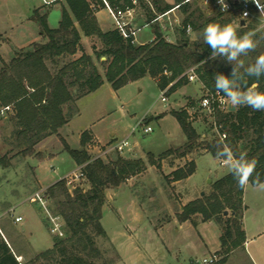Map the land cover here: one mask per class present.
<instances>
[{"label": "trees", "instance_id": "16d2710c", "mask_svg": "<svg viewBox=\"0 0 264 264\" xmlns=\"http://www.w3.org/2000/svg\"><path fill=\"white\" fill-rule=\"evenodd\" d=\"M105 1L112 7L133 6L131 0ZM64 2L59 25L55 28L48 25L46 14L40 16L35 10L33 18L39 23L40 34L46 41L32 43L28 48L18 50L0 69V108L11 106L14 126L10 149L18 150L22 158L37 154L36 145L50 135L57 134L59 128L77 114L76 102L96 91L105 80L117 89L150 76L156 79L161 90L170 85L169 90L173 91L188 81L186 72L194 66L198 81L212 91L216 90L217 78L223 76L233 81L232 87L236 90L246 81L245 87L255 84L257 91L264 92V76H248L256 58L264 55V28L256 29L253 23L241 24L235 13L226 15L218 21V25L238 24V37L249 31L254 32L252 39L256 49L230 60L226 53L217 52L213 57L215 50L205 40L199 44L190 43L186 29L189 26L193 29L200 27L202 24L198 17L203 16L197 5L189 12L190 2L176 0L175 4L161 5V0H153L158 12H153L144 3L147 24L175 6L186 13L175 42L168 41L160 29L154 26L155 38L144 44H136L132 38H125L117 28L103 30L100 27L95 9L104 7V0ZM220 15L218 13L217 17ZM216 18L206 20L213 19L216 22ZM82 35L97 37L101 42V48L94 47V54L98 60L105 57L102 60L105 66L103 74L91 54L84 51L76 58L65 60L82 50ZM170 113L180 122L186 141L181 146L165 150L156 159L150 153V164L160 167L166 157L188 158L198 149L210 152L216 158L229 160L225 153L230 151L234 163L237 158L240 163L246 162V159L256 160V170L249 184L256 186L264 182V111L253 110L248 106L234 110L218 109L209 138L199 135L188 120L186 109L172 110ZM221 134H225V137L221 138ZM64 150L78 165H83L81 170L89 184L86 190L79 185L71 190L66 180L61 178L45 190L46 196L53 201L55 214L64 221V235L55 236L50 248L36 251L29 257L32 247L22 234L10 242L8 237L12 238L13 233L9 232L5 237L10 245L0 234V264L112 263L110 260L96 261L101 258V251L94 238L106 236L101 223L106 189H117L123 182L138 175L145 169L146 162L141 158L127 159L121 156L107 162L101 158L91 159L84 148L72 149L67 143ZM0 161L6 165L4 157ZM195 170V159H191L172 170L168 178L172 182L180 181L191 176ZM234 175L233 169L217 179L209 193L190 200L178 214L181 222L191 220L194 215L200 216L201 221L219 222L224 212L230 210L220 236L223 257L218 260L219 264H224L229 253L246 239L243 228L245 187L238 186ZM17 257L25 260L19 261Z\"/></svg>", "mask_w": 264, "mask_h": 264}, {"label": "rangeland", "instance_id": "374dc122", "mask_svg": "<svg viewBox=\"0 0 264 264\" xmlns=\"http://www.w3.org/2000/svg\"><path fill=\"white\" fill-rule=\"evenodd\" d=\"M46 1L0 0V69L10 60L14 51L28 48L31 44H26L27 42L40 41L42 36L39 33V23L33 18L35 10H38L40 16L47 15V22L51 28L58 26L65 2L49 0L54 2L49 5ZM131 2L132 17L127 20L132 28H140L134 43H136L135 39L140 42L151 38L154 34L152 31L154 26L160 29L168 41H176L186 13L175 6L147 24L143 4L149 5L153 12H158L153 0H131ZM175 3L176 0H161L160 4ZM190 3L189 12L196 5L200 8L203 16H199L198 19L202 25L197 29L189 26L186 29V37L189 38L190 43L199 44L204 41L205 27L209 24H218V21L224 19L226 15L217 17L218 12L213 6L203 7L199 1ZM213 17H217L216 22L213 19L206 20ZM97 18L105 29L115 28L108 9L102 8L97 13ZM227 25H231L236 32L239 28L238 24ZM81 44L82 50L65 60L76 58L84 51L91 54L103 74L105 66L102 60L105 57L98 60L94 54V47L99 49L102 46L99 39L84 37ZM48 64L51 66L50 63ZM202 95L201 83L198 80H188L173 91L168 88L165 93L167 100L163 101L162 90L156 79L145 76L117 89L105 80L96 91L76 102L78 112L66 128L69 134L68 141L72 147L80 145L91 159L101 158L107 162L121 156L127 159L141 158L146 162L145 169L138 175L129 178L117 189H106L101 219L106 236L94 237L101 251V258L96 259L97 262L110 260L111 264H188L189 259H194V264H201L198 260L211 254L213 237L217 235L216 231H220L218 225L211 222L196 228L190 223H181L178 214L183 202L200 196V191L209 193L218 178L233 170L234 161L216 158L203 149L196 150L188 158L166 157L160 167L150 164L148 160L150 153L156 159L165 150L181 146L186 141L180 122L170 113L172 110L186 109L188 120L199 135L210 137L213 119L209 113L197 108ZM65 110L67 111L66 108ZM11 115L9 112L6 117H0V158L4 157L6 161V165L0 161V228L4 236L9 232L13 233L12 238L8 237L10 242L22 234L25 238L29 236L36 250H45L54 244L56 238L50 231L52 221L40 204L31 201L30 198L38 191H45L47 185L59 178L77 173L83 165L69 161V157H66L68 155L64 156L68 159L64 161L60 157L43 159V154L67 153L64 150L65 139L61 134H52L36 145L37 154L20 157L18 150L10 149L9 142L14 128ZM139 122L143 123L139 125ZM144 126H148L149 132L143 131ZM81 131L84 132L78 143ZM111 133H114V136H110ZM93 134L101 141L106 140L100 142L93 137ZM123 139H127L130 145L122 152L113 150V145ZM191 159H195L196 171L190 180L172 183L168 178L170 172L185 165ZM77 185L85 190L89 188L84 177L68 186L72 190ZM262 187L264 183L256 186L249 184L245 187L243 223L247 242L246 245L242 244L234 248L224 264H253L252 262L264 264V188ZM47 206L50 213L56 215L51 199L47 202ZM13 207L14 210L10 212ZM227 212L219 222L214 220L220 224L222 233L227 216L230 215V210ZM18 215L22 216V220L14 222L12 217ZM194 220L197 222L201 218L196 216ZM60 221L64 232V221L62 218ZM197 232L205 235L209 243L208 247L184 250L183 242L187 238L198 236ZM34 253L32 249L28 254L29 257ZM217 253L220 258L223 257L221 249ZM214 264H219V261Z\"/></svg>", "mask_w": 264, "mask_h": 264}, {"label": "built area", "instance_id": "2783aa9c", "mask_svg": "<svg viewBox=\"0 0 264 264\" xmlns=\"http://www.w3.org/2000/svg\"><path fill=\"white\" fill-rule=\"evenodd\" d=\"M186 2L192 1H199L200 5L203 7L213 6V8L221 15H230L235 13L237 15V21L244 25L253 23L256 24V29L264 28V15H261V8L257 6L255 0H224V4L227 5V8L224 9L223 6L219 3V0H184ZM105 6L108 9L114 24L115 28L125 37V38H134L137 34V31L140 28H132L130 22L127 20L132 17L133 8L132 7H112L110 6L105 0ZM260 5L264 6V0H259ZM247 13V15L245 14ZM147 25V24H146ZM186 75L189 81H196L198 77L195 72V67H191L187 70ZM203 95L201 96L197 108L203 110L210 114L212 119L214 120V115L218 109L220 110H231L230 104L222 92L218 93L216 90L212 91L202 85ZM169 88V86H167ZM162 90V97L163 101L167 100L165 93L167 92L168 88ZM195 107V106H194ZM11 112V106H3L0 108V117H6L7 114ZM212 120V125H213ZM143 122H139L141 125ZM215 126L216 123L214 122ZM143 131L145 133L149 132L148 126L143 127ZM225 134H221V138H224ZM130 145L127 139L120 140L116 142L112 149L122 152L126 147ZM83 172L81 168L77 173L65 175L64 179L66 180L67 185L72 184L75 180H79L83 178ZM31 201L38 202L43 210H45L48 218L52 221V227L50 229L51 233L55 236L62 237L64 235L63 230L61 229V221L60 216L52 215L48 209L47 202L49 198L46 196L45 191H38L33 196H31ZM28 204V203H27ZM14 207L11 208L9 211L12 212ZM12 215V214H11ZM14 222H20L22 220V216H14L12 217ZM0 234L6 240L1 228ZM7 242V241H6ZM19 261H22V257H17ZM220 259V256L217 252L212 253L207 257H203L201 260H198L201 264H214Z\"/></svg>", "mask_w": 264, "mask_h": 264}, {"label": "clouds", "instance_id": "9594fccd", "mask_svg": "<svg viewBox=\"0 0 264 264\" xmlns=\"http://www.w3.org/2000/svg\"><path fill=\"white\" fill-rule=\"evenodd\" d=\"M219 3L224 9L227 8L224 0H219ZM255 3L261 8V15H264V6L260 5L259 0H255ZM245 14L247 15V13ZM254 34V32L249 31L238 37L236 30L231 25L222 27L218 24H209L203 31V38L215 50L212 53L213 57L217 52H220L229 54V59L234 60L241 54L247 55L249 52L255 51L256 45L252 39ZM233 75L235 76V70ZM248 76L257 78L264 76V55H259L256 58L255 65L248 71ZM246 83L245 81L242 87L236 90L232 87V80L220 76L216 80L215 89L218 93L222 92L227 97L232 108L248 106L253 110L264 111V92L257 91L255 84L251 87H245ZM225 155L229 160L233 159L232 152L228 151ZM256 163L255 159H246V162L240 163L239 158H237L233 164V169L236 173L234 178L237 180L239 187L244 188L249 183L256 170Z\"/></svg>", "mask_w": 264, "mask_h": 264}, {"label": "crops", "instance_id": "0c3cea01", "mask_svg": "<svg viewBox=\"0 0 264 264\" xmlns=\"http://www.w3.org/2000/svg\"><path fill=\"white\" fill-rule=\"evenodd\" d=\"M56 1H58V0H55L54 2H56ZM54 2H50L49 0H47L46 1V4H49V5H51V4H53ZM102 8H106V6H104V7H97L96 9H95V16H96V18H97V13L100 11V10H102ZM107 9V8H106ZM61 19V18H60ZM97 21H98V23H99V25H100V27L103 29V30H109V29H113L114 27H111V28H108V29H105L104 27H103V25L99 22V20H98V18H97ZM60 22V21H59ZM146 23V22H145ZM59 25V24H58ZM152 31L154 32V28H152ZM40 33V32H39ZM41 35V34H40ZM42 36V35H41ZM84 37L85 38H91V37H88V36H84V35H82V38H81V42L83 41V39H84ZM155 38V33L153 34V36L151 37V38H149V39H147V40H145V41H138L137 39H135V42H136V44H144V43H147V42H150V41H152L153 39ZM43 39H45V37H41L40 38V41H31V42H27L26 44H32V43H41V42H45L46 41V39H45V41L43 40ZM43 40V41H42ZM20 48H22L23 46H19ZM15 55V51L13 52V54L10 56V59L13 57ZM90 94V93H89ZM84 97V96H83ZM82 97V98H83ZM81 99V98H80ZM79 99V100H80ZM78 100V101H79ZM77 101V102H78ZM71 120H72V118L67 122V123H65L64 125H62L60 128H59V130H58V133L57 134H61L62 135V137L65 139V143H67V145L70 147V148H72V149H75V148H78V149H81V146L80 145H77V147H72L71 146V144L69 143V141H68V136H69V134H68V132H67V130H66V128L70 125V123H71ZM85 131V130H84ZM84 131H81L80 133H79V141H78V143H80V138H81V134H82V132H84ZM110 136H114V133H111L110 134ZM93 137L94 138H96L98 141H100V142H103V141H105V140H103V141H101L95 134H93ZM66 152V151H65ZM66 155H68V156H66ZM64 156H66L68 159H70L69 161H72V162H74V163H76L75 161H74V159H72V157L70 156V154L67 152V153H60V154H43V159L44 158H51V159H56V158H58V157H60L61 158V160L62 161H64V159H67V158H64ZM67 159V160H68ZM228 161H230V162H232V160H228ZM196 171V170H195ZM232 171V170H231ZM195 173V172H194ZM193 173V174H194ZM229 173V172H228ZM192 174V175H193ZM227 174V173H226ZM225 174V175H226ZM191 175V176H192ZM191 176H189V177H187L186 179H183V180H180V181H176V182H172V183H182V182H184V181H189L190 180V178H191ZM64 177V176H63ZM223 177V176H222ZM62 178V177H61ZM221 178V177H220ZM60 179V178H59ZM219 179V178H218ZM39 181H40V179H39ZM57 181V180H56ZM56 181H54V182H56ZM54 182H52V183H50L49 185H47V186H50L51 184H53ZM264 183V182H263ZM262 184V183H261ZM247 185H249V183L247 184ZM246 185V186H247ZM47 186H45V187H47ZM245 186V187H246ZM244 191H245V189H244ZM204 192L203 191H200L199 192V194L200 195H202ZM194 198H192V199H188L186 202H183V206L186 204V203H188L190 200H193ZM26 205H29V204H27L26 203ZM181 209H182V207H181ZM195 217H196V215H194V216H192V219L191 220H187V221H183V223H190V224H192L194 227H201V226H204V225H206V224H208V223H211V222H213V223H215V224H217L218 225V228L220 229V231H216L217 232V235L215 234V236L213 237V249H210V251H211V254L212 253H214V252H218L220 249H221V242H220V236H221V226H220V224L219 223H217V222H215L214 220H209V221H201V220H197V222H196V220H194L195 219ZM182 223V222H181ZM166 227V226H165ZM164 228V227H163ZM243 228H244V223H243ZM161 230H163V229H161ZM244 231H245V228H244ZM198 233V236H192L190 239L189 238H187L184 242H183V249L184 250H186V251H189V250H197V249H200V248H202V247H205V248H207L208 247V245H209V243H207L208 241L205 239V235H203V233L201 234L200 232H197ZM189 236H191V234H188ZM28 236V235H27ZM24 238H25V236H23ZM6 238V237H5ZM25 239H27V241L30 243V245H31V247H32V249L36 252V251H41V250H36L35 248H34V246H33V244H32V242L30 241V238H29V236H28V238H25ZM6 241H7V243L10 245V243H9V241L7 240V238H6ZM246 242H247V240H245V242L243 243L244 245H246ZM210 254V255H211ZM194 259H189L188 260V264H194V261H193ZM253 264H256V263H254V262H252Z\"/></svg>", "mask_w": 264, "mask_h": 264}, {"label": "water", "instance_id": "95a60500", "mask_svg": "<svg viewBox=\"0 0 264 264\" xmlns=\"http://www.w3.org/2000/svg\"><path fill=\"white\" fill-rule=\"evenodd\" d=\"M242 24H243V23H242ZM230 109H231V110H234L235 108H232V107H230ZM224 213H225V214H227L228 212H227V211H225Z\"/></svg>", "mask_w": 264, "mask_h": 264}]
</instances>
